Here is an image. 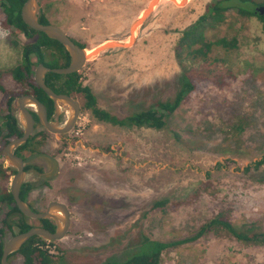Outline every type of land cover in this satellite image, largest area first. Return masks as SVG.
Wrapping results in <instances>:
<instances>
[{"label":"rangeland","instance_id":"rangeland-1","mask_svg":"<svg viewBox=\"0 0 264 264\" xmlns=\"http://www.w3.org/2000/svg\"><path fill=\"white\" fill-rule=\"evenodd\" d=\"M214 1L39 3L51 25L83 44L88 57L96 54L79 72L81 81L100 108L123 118L174 97L182 73L175 43ZM237 8L233 3L225 23L206 35L210 41L238 39L236 51L216 50L213 55L224 61H217L218 73L231 68L232 75L224 78L227 86L218 89L196 79L194 91L161 131L96 123L82 113L81 132L76 134V126L72 143L60 155L56 177L41 180L36 173L26 174L30 193L25 202L32 211L40 213L53 201L69 207L66 237L46 245L55 261H122L138 249L141 236L143 241L176 244L165 251L161 264H264V247L244 245L224 233L179 244L225 208H230L237 228L254 222L264 231V185L257 182L264 177V163L253 166L264 157V26L255 17H239ZM8 41V32L0 27V69L15 66L20 57ZM1 82L6 89H18L9 77ZM234 118L248 121L246 133L223 135L225 124ZM41 143L33 151L56 149L52 136L45 135ZM34 165L44 168L40 161ZM12 177L0 182V191H9ZM205 181L213 188L203 187ZM164 200L168 203L163 208L153 207ZM19 261L12 257L9 264Z\"/></svg>","mask_w":264,"mask_h":264},{"label":"trees","instance_id":"trees-1","mask_svg":"<svg viewBox=\"0 0 264 264\" xmlns=\"http://www.w3.org/2000/svg\"><path fill=\"white\" fill-rule=\"evenodd\" d=\"M24 2L25 0H0V12L3 16L0 27L8 32L9 45L12 48H18L20 53L15 66L0 69V182L7 183L10 177L15 174V171L4 166L5 160L2 151L7 144L23 134L11 110L12 101L16 97L30 95L40 103H51L46 94L36 86L33 80L34 70L39 65H43L48 69H60L67 67L69 64L68 54L57 41L48 39L44 34L33 31L23 23L20 10ZM233 3L238 5L236 14L239 17H255L264 26V15L260 16L255 10L256 7H264V0H216L208 4L204 13L194 24L182 32L175 43L173 53L182 73L176 79L178 90L171 100L155 101L148 109L118 118L98 106L93 91L88 86L83 85L80 73L67 76L47 73L44 83L57 95L81 97L82 112L89 114L90 118L96 123H105L121 128H147L161 131L167 126V120L180 108L186 97L194 91V81L196 79L208 81L218 89L227 86L224 78L232 75L231 68H227V73H218L217 63H224V61H218L213 55L216 50L225 54L236 51L238 39L232 36L230 38L220 37L210 41L206 35L208 31L216 30L225 23L228 18L227 13ZM239 5L243 7H239ZM246 5L252 7L245 8ZM38 21L43 25L50 24L42 13H39ZM70 40L81 49H85V46L79 43L78 40H73V38H70ZM184 62H190L192 65L197 64V66L187 67ZM3 77H9L18 89L16 91L6 89L1 82ZM247 122L244 120L238 122L234 118L229 125L225 124L223 128L225 130L221 132L223 135L232 136L246 133L248 129ZM29 142L27 141L16 149L14 155L24 159L28 154L36 153L32 149L34 145L42 144L39 142V144L33 145ZM263 163L264 157L253 166L260 168ZM249 167H252V165ZM250 169L247 167L245 172H249ZM24 170L25 172L35 170L41 173V169L35 168L33 164L27 165ZM257 182L264 185V177L258 179ZM203 184V187L208 190L213 188V184L209 181H205ZM29 193L30 186L24 183L20 190V199L26 201ZM167 203L166 200L159 201L153 207L163 208ZM173 205L175 206L176 203L174 202ZM230 211V208L218 211L199 227L198 232L192 239L180 241L179 244L196 241L209 234L224 233L244 245L264 247V231L254 222L243 223L237 228L230 220ZM14 215H17V218L13 219ZM34 227H41L50 232L55 229L54 224L48 220L32 221L24 217L18 211L9 191L2 188L0 191V261L7 233H9V237H12L27 232ZM52 243H46L38 237H32L19 251L8 257V264L12 257H19L18 264H62V262L55 261L46 249V245ZM139 244L138 249L131 255H127L124 260H107L102 264H161L162 255L165 251L176 245L152 239H144L143 241L141 236Z\"/></svg>","mask_w":264,"mask_h":264},{"label":"water","instance_id":"water-1","mask_svg":"<svg viewBox=\"0 0 264 264\" xmlns=\"http://www.w3.org/2000/svg\"><path fill=\"white\" fill-rule=\"evenodd\" d=\"M256 12L264 15V7H258ZM40 13L39 0H25L20 10V17L23 23L33 31L44 34L48 39L57 41L66 51L69 56V64L65 68L48 69L43 65L35 68L33 80L46 96L53 102L57 110L68 109L71 115L68 118L67 124L63 128H58L56 124H50L46 120L44 106L33 96L22 95L16 97L11 104V110L15 115L16 121L23 134L21 137L14 139L2 151V156L7 164V167L15 171L13 175L9 193L12 196L18 211L27 219L32 221L48 220L55 226L54 232H50L41 227H34L27 232L20 233L10 237L2 248V256L0 264H7L8 257L16 253L25 245L32 237H38L45 242L60 241L66 237L70 227V212L67 206L60 202H50L47 204L43 212L32 211L28 204L19 197L22 185L26 180L25 167L35 161H44L49 171L41 174L42 179L55 178L58 172V162L56 159L44 153H33L25 159L14 155L16 149L24 145L33 131V117L29 109H33L38 117L41 126L48 132L58 135L67 133L75 120L78 112L77 102L65 95H57L53 93L44 83V78L47 73H53L59 76H67L74 73H79L85 65L83 50L75 45L70 38L60 28L51 24L43 25L38 21ZM103 50V49H100Z\"/></svg>","mask_w":264,"mask_h":264},{"label":"flooded vegetation","instance_id":"flooded-vegetation-1","mask_svg":"<svg viewBox=\"0 0 264 264\" xmlns=\"http://www.w3.org/2000/svg\"><path fill=\"white\" fill-rule=\"evenodd\" d=\"M44 80H45V78H44ZM65 96H67V95H65ZM67 97H70L71 99H73V101L77 102L78 112L76 113L77 115L75 116V120H74V122L72 124V127L65 134L54 135V134L48 132L47 130H45L41 126L35 111L33 109H29V111H30V113H31V115L33 117V122H34L33 123V131H32V133H31V135H30V137L28 139V141H30L29 143L30 144L33 143V145L34 144H39V142H42L43 138H45V135L46 136L47 135L48 136H52V137L56 138V141H57L56 149L53 152H50V153H48V152H43V153L49 155L50 157H52L54 159H56L57 162H58V166H59L60 155L62 154L63 150L72 143V141H73V139L75 137V128H76V126L78 124V121L80 119L81 114L83 113L82 112V103H81L82 98L79 97V96H76V97L67 96ZM41 104L44 106V110H45V114H46V120H47L48 123L56 124V126L58 128H63L67 124L68 118L71 115V112L68 111V109H61L60 108L59 110H57L52 101H51V103H46V104L41 103ZM31 154H33V153H31ZM31 154H28V155H31ZM38 161H40V160H38ZM40 162H42L44 168L39 167V166L37 167L36 165H34V163H32V164L34 165L35 168L41 169V173H38L35 170H30V171L26 172V174L30 173V172H33V173H36L35 175L40 178L41 174L47 173L49 171L48 165L44 161H40ZM58 173H59V167H58L57 174ZM40 179L41 180H48V179H42V178H40ZM52 179H54V178H52ZM53 202H57V201H53ZM65 205L67 206V208L69 210V207H68L67 203ZM69 212H70V210H69Z\"/></svg>","mask_w":264,"mask_h":264},{"label":"bare ground","instance_id":"bare-ground-1","mask_svg":"<svg viewBox=\"0 0 264 264\" xmlns=\"http://www.w3.org/2000/svg\"><path fill=\"white\" fill-rule=\"evenodd\" d=\"M108 46H113V44L110 43V44H108ZM83 55H84L85 60H87V58H89L90 56L93 58L96 54L89 55V57H88L86 50H83Z\"/></svg>","mask_w":264,"mask_h":264},{"label":"built area","instance_id":"built-area-1","mask_svg":"<svg viewBox=\"0 0 264 264\" xmlns=\"http://www.w3.org/2000/svg\"><path fill=\"white\" fill-rule=\"evenodd\" d=\"M84 1V0H82ZM88 1V0H87ZM86 2V1H85ZM81 132V128H79V124L77 125V128H76V134H79ZM46 249L48 250V253L52 255V251L51 249H49L48 247H46ZM54 252V251H53Z\"/></svg>","mask_w":264,"mask_h":264}]
</instances>
